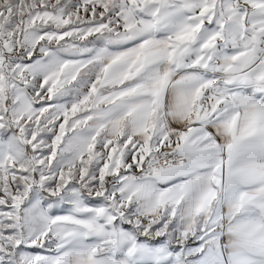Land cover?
<instances>
[{"label": "rangeland", "instance_id": "374dc122", "mask_svg": "<svg viewBox=\"0 0 264 264\" xmlns=\"http://www.w3.org/2000/svg\"><path fill=\"white\" fill-rule=\"evenodd\" d=\"M157 64L200 69L213 104L264 96V0H0V264L111 253L86 203L138 241H164L157 226L119 216L113 195L90 186L89 198L86 185L65 183V102L96 94L102 65L128 66L134 83Z\"/></svg>", "mask_w": 264, "mask_h": 264}, {"label": "crops", "instance_id": "0c3cea01", "mask_svg": "<svg viewBox=\"0 0 264 264\" xmlns=\"http://www.w3.org/2000/svg\"><path fill=\"white\" fill-rule=\"evenodd\" d=\"M127 67L102 65L96 94L65 102V183L86 185L89 198L97 186L105 201L117 198L119 216L166 236L138 241L86 203V222L104 232L98 243L110 241L112 252L100 255L96 246L76 257L87 264H264V96L235 93L213 104L200 69L157 64L128 83L134 71ZM165 145L182 163L143 180L117 178L148 147ZM217 212L223 223L209 227ZM98 243L86 241L89 249Z\"/></svg>", "mask_w": 264, "mask_h": 264}, {"label": "built area", "instance_id": "2783aa9c", "mask_svg": "<svg viewBox=\"0 0 264 264\" xmlns=\"http://www.w3.org/2000/svg\"><path fill=\"white\" fill-rule=\"evenodd\" d=\"M182 160L173 145L150 146L139 163L122 166L118 170V175H127L140 180L149 177L155 171L177 166Z\"/></svg>", "mask_w": 264, "mask_h": 264}]
</instances>
